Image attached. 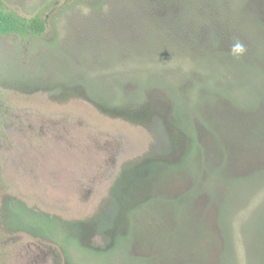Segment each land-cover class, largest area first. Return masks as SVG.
<instances>
[{"label": "rangeland", "instance_id": "374dc122", "mask_svg": "<svg viewBox=\"0 0 264 264\" xmlns=\"http://www.w3.org/2000/svg\"><path fill=\"white\" fill-rule=\"evenodd\" d=\"M4 1L0 264H264V0Z\"/></svg>", "mask_w": 264, "mask_h": 264}, {"label": "trees", "instance_id": "16d2710c", "mask_svg": "<svg viewBox=\"0 0 264 264\" xmlns=\"http://www.w3.org/2000/svg\"><path fill=\"white\" fill-rule=\"evenodd\" d=\"M45 31L46 24L41 16L27 18L18 15L7 8L4 0H0V38L14 35L27 39L42 35Z\"/></svg>", "mask_w": 264, "mask_h": 264}, {"label": "clouds", "instance_id": "9594fccd", "mask_svg": "<svg viewBox=\"0 0 264 264\" xmlns=\"http://www.w3.org/2000/svg\"><path fill=\"white\" fill-rule=\"evenodd\" d=\"M246 52V48L243 45V43L236 41L232 48H231V54L234 56H240L243 55Z\"/></svg>", "mask_w": 264, "mask_h": 264}]
</instances>
